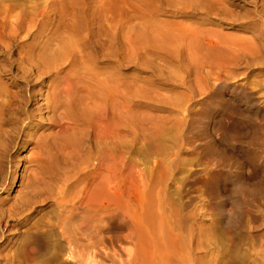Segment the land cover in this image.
<instances>
[{"label":"rangeland","instance_id":"obj_1","mask_svg":"<svg viewBox=\"0 0 264 264\" xmlns=\"http://www.w3.org/2000/svg\"><path fill=\"white\" fill-rule=\"evenodd\" d=\"M218 1L232 11L230 18V14L226 19L218 17L210 9ZM257 11L264 15V0H0V83L3 98L21 108L16 117L24 118L22 109L42 104L47 93L62 97L68 85L75 87V94H84L86 86L96 91L99 86L95 85L96 80H101V85L112 92L109 107H101L94 113V120L100 124L99 137L94 136L92 128L83 130L88 140L85 149L66 163L70 181L63 196L69 208L78 176L74 168L88 164V151L94 150L95 143L99 152L104 148L108 132L105 120L115 104L117 148L130 149L124 155L127 163L141 162L162 169L164 162H168V153L181 148L173 178L168 182V195L177 203L191 196L186 211L189 224V237L184 240V249L189 253L186 264H264V191L255 198L234 193L232 176L222 179L208 193L204 188L195 192L196 188L183 185L191 169L200 173L206 164L219 163L204 152L203 146L211 138L229 161L239 160L246 165L243 171L257 168L253 182L264 180V160L257 161L256 167L248 159L249 146L264 156V110L255 113L256 105L253 111L245 110L239 101L235 105L226 104L236 95L228 89L242 84L264 108V63L226 64L235 76L226 80L228 89L216 94L219 88L211 75L212 68L198 67L189 52L180 45L182 50H175L165 37L168 32L181 33L188 26L205 25L219 33L223 44L255 39L262 36ZM29 88L37 92L27 106L22 97L29 93ZM75 97L70 94L71 100ZM225 99L229 100L224 102ZM45 115L50 116L46 110ZM9 122L16 124L18 120L4 119L0 127L8 129ZM70 122L63 123L67 133L73 132ZM58 130L63 133L59 126L54 131ZM255 130L259 138L252 140ZM149 132H154L156 138L134 137ZM54 139L60 141V137L50 140ZM188 139L194 142L195 150L192 142L187 143ZM32 147L33 144L19 151L18 159L23 161L14 190L10 195L6 190L0 191L5 199L0 203L1 226L5 228L0 231V264H113L64 256V239L55 225L63 209L56 199V187L48 186L37 194L35 211L27 209L24 202L15 201L21 174L24 171L29 176L34 172L35 166L30 167L25 161ZM8 165L9 157H3L0 177L10 176ZM32 211L30 222L24 225L23 218ZM224 215L238 216V220L227 224ZM123 222L127 229L124 219ZM31 223L43 229L32 231ZM46 223L49 227H44ZM35 243L38 249L31 251Z\"/></svg>","mask_w":264,"mask_h":264},{"label":"bare ground","instance_id":"obj_2","mask_svg":"<svg viewBox=\"0 0 264 264\" xmlns=\"http://www.w3.org/2000/svg\"><path fill=\"white\" fill-rule=\"evenodd\" d=\"M210 9H214L218 17L225 16L226 19L227 14H230L229 18L232 16V11L223 5L222 1L211 5ZM257 12L255 16L261 21L259 34L262 36H256L255 39L244 38L223 44L219 33L205 25L188 26L181 33L168 32L165 37L170 40L175 50H182L180 48L182 46L185 52H189L191 60L198 67L208 65L212 68L211 75L218 82L219 91L216 93L218 94L223 89H228L225 85L226 80L235 76L233 71L226 68V64L238 65L246 61L248 66H251L264 63V15L260 14V11ZM62 43L65 44V40ZM101 82L96 80L95 85H99L96 91L86 86L84 94H75L73 91L75 87L71 85L65 87L66 91L62 97L57 98L47 93L42 104L30 109H22L26 114L24 118L15 116L21 108L14 107V101L3 98L4 89L0 83V124L4 119L18 120L16 124L9 122L8 129L0 127V160L9 157L8 173L10 174L8 177H0V191L6 190L10 195L14 190L20 175V162L23 161L18 159L19 151L33 144V150L25 161L30 167L35 166L32 168L34 172L29 176H25L24 171L21 174V182L16 190L19 195L16 196L15 201L24 202L27 209L35 211L37 194L51 185L57 188L56 199L63 209L62 216L55 225L64 239L62 243L65 249L64 256H76L84 261L92 259L97 263L106 260L113 264H186L189 260V253L184 249V240L187 241L189 237L186 211L190 207L188 204L191 196L182 193L187 201L181 200L177 203L168 195V182L173 178L181 148L168 153L169 159L166 160L168 162H164L162 169L156 170L141 162L127 163L124 155L130 152V149L117 148L119 135L114 125L115 104L111 105L105 120L108 132L105 135L107 140L104 141V148L99 152V145L95 143L94 150L90 148L88 151L90 153L88 158L85 156L88 164L74 168L77 169L76 175H78L74 187V201L70 208L65 204L67 199L63 194L70 181L66 163L85 149V141L88 140L86 134L82 133L83 130L87 127L92 128L94 136L99 137L100 124L94 120V113H97L101 107L108 108L112 99L111 90L102 86ZM228 90L235 91L236 95L226 104L235 105V102L239 101L245 110L253 111L255 105L257 106L255 113L264 110L255 102L253 92H249L247 86L241 84ZM28 91L29 93L22 97V103L27 106L34 100L33 98H36L37 92L33 88H29ZM240 93L241 95H238ZM70 94L77 97L71 100ZM13 97L16 98L17 94L15 93ZM210 98L213 99L214 94ZM227 100L229 99H225L224 102ZM45 110L50 114L49 117L44 116ZM125 115H129L128 106ZM190 116L192 117V113ZM65 120L71 121L72 133H67V127L63 125ZM57 126L63 130L62 134L61 130L54 131ZM50 134L54 138L60 137V141L50 140L52 138ZM134 137L139 140L140 138L153 140L156 134L149 132L142 135L135 134ZM258 138V130H255L251 139ZM191 142L192 150H195L194 142L191 139L187 140L188 144ZM70 147L74 150L69 151ZM252 147H248L250 156L248 159L256 165L257 161L264 160V156H260L259 150ZM203 148L206 155L210 154L219 163L206 164L205 169L200 173L191 169L183 185L187 183L185 185L193 190L196 188L195 192L204 188V192L208 193L222 179L232 176L235 179L234 193L255 198L264 191V180L260 183L253 182L255 180L253 174L257 168L248 167L247 172L243 171L246 165L239 160L229 161L226 153L212 138ZM124 165L130 167L123 168ZM3 200L5 199L1 195L0 203ZM33 211L23 218L24 225L30 222ZM123 219L127 223V229ZM237 220L238 216L225 218L224 215L223 218L227 224ZM1 225L0 220V231ZM49 225L46 223L44 227ZM30 227L36 232L43 229L34 223H31ZM37 249V243L30 247L31 251Z\"/></svg>","mask_w":264,"mask_h":264}]
</instances>
